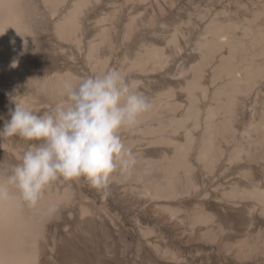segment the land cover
Segmentation results:
<instances>
[{"label":"bare ground","instance_id":"6f19581e","mask_svg":"<svg viewBox=\"0 0 264 264\" xmlns=\"http://www.w3.org/2000/svg\"><path fill=\"white\" fill-rule=\"evenodd\" d=\"M102 1L0 0V122L10 121L15 98L41 114L53 107L58 76L77 75L74 65L80 59L86 75L113 69L112 35L118 29L113 23L103 27L106 18L95 20L91 14ZM221 13L229 16L232 10L224 5ZM251 13L244 19L211 18L190 51L191 32H181L183 41L178 34L166 41L174 49L171 54L141 41L133 54L123 55L119 70L139 82L153 107L136 127L123 132L135 163L109 186L118 199L129 196L152 207L168 224L188 228L182 235L186 244L199 239L219 255L264 262V6ZM136 21L125 27L123 43L132 42L142 28ZM97 27L100 33L93 39ZM105 47L108 52L101 55ZM43 53L49 62L42 61ZM195 54L198 59L190 62ZM154 73L158 77L150 79ZM0 143L4 178L13 166L4 154L17 164L29 142L13 137ZM159 146L172 153L164 151L158 159L144 155ZM72 182H53L35 206L18 196L0 203V264H62L57 258L62 257V236L69 239L83 223L105 218L106 206L86 193L87 181ZM191 197L200 200L192 211L182 204ZM212 199L216 212L208 210ZM156 250L175 254L161 245Z\"/></svg>","mask_w":264,"mask_h":264},{"label":"rangeland","instance_id":"374dc122","mask_svg":"<svg viewBox=\"0 0 264 264\" xmlns=\"http://www.w3.org/2000/svg\"><path fill=\"white\" fill-rule=\"evenodd\" d=\"M220 1L222 2V0H159L161 4L159 6L160 4H155V2L144 4L140 2L127 3L126 0H103L102 4L94 7L91 14L95 20L101 17L106 18L103 21V23L105 22L103 27L110 28L113 23L116 30L118 29L117 33L112 35L116 50L111 64L113 69L119 70L123 55L126 52H132L131 54H133L138 45L137 43L141 41L153 42L166 47L168 53L171 54L174 49L172 46L169 48L166 41L175 34H178L180 40L183 41L181 32H191L192 40L187 49V51H190L195 47L198 37L211 18L244 19L251 17L253 9H262L264 6V0H223V3H220ZM224 5L232 10L229 16L221 13ZM203 14L204 16H202ZM134 19L137 20L136 22L141 20L137 25L142 26V28H138L139 30L136 31L132 42L125 44L122 40L125 27ZM98 29L99 27L93 30V39H97V35L100 33ZM136 36L138 37L136 38ZM101 52V55L106 54L108 52L107 48L105 47ZM43 54L42 61L44 63L49 62V57L45 53ZM197 59L198 55L195 54L190 62ZM64 61L62 60L61 68L66 67L63 64ZM77 62L74 65L77 75L86 76V74H89L83 61L80 59ZM91 74L97 73L92 72ZM158 75L159 73H154L150 74L149 77L153 79ZM144 78L146 79L147 76ZM182 98L180 97V99ZM4 127L5 123L1 121L0 131H3ZM124 136L125 134L122 133L123 139ZM179 137L181 141L184 140L183 135ZM6 139L11 140V138ZM15 141H18V138ZM21 142H24V140L21 139ZM164 149L160 146L158 148L153 147L144 155L158 159L164 151L172 153L170 148ZM4 158L8 162H13V165L16 164L15 158L8 153L4 154ZM60 180L63 186L72 182L60 178L54 183L57 184ZM72 184L74 186L73 182ZM125 184L127 185V183ZM87 190L86 193L95 198L99 205L106 206L107 215L103 220L94 218L87 223H83L77 227L69 239H65L66 236L62 233L64 234L62 236L63 243L58 252V255L61 254L62 257H57L62 264H73L78 261H83L84 264H264L263 261L239 260L230 255H219V253H215V249L210 250L212 245L199 239L186 244L182 239V235L188 229L187 227V229H184L185 226H182L181 229L177 225L168 224L164 216L155 215L152 207L144 206V204L138 203L137 200H133L129 196H126V199L124 197L123 200L118 199L119 195L111 186L108 187L106 192L98 191L91 186ZM109 190H112V193ZM199 201V198L191 197L183 199L182 204L192 211L194 204ZM178 204L180 203L176 202L174 205ZM207 205L208 210L212 212L218 210L214 199L208 201ZM187 223V219H185L186 226H188ZM243 223L245 222L243 221ZM156 245H161L163 249L170 248L175 254L163 255L156 250ZM49 264H52V262Z\"/></svg>","mask_w":264,"mask_h":264},{"label":"clouds","instance_id":"9594fccd","mask_svg":"<svg viewBox=\"0 0 264 264\" xmlns=\"http://www.w3.org/2000/svg\"><path fill=\"white\" fill-rule=\"evenodd\" d=\"M138 84L118 69L86 76L64 73L58 76L57 103L42 114L15 98L0 140L19 137L29 143L10 174L0 178V203L18 196L35 206L60 178L83 179L106 192L114 177L135 163L122 133L153 107Z\"/></svg>","mask_w":264,"mask_h":264}]
</instances>
